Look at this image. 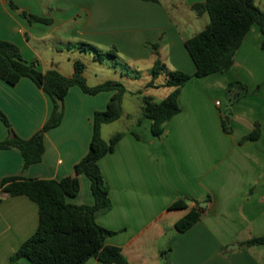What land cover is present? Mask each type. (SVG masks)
Masks as SVG:
<instances>
[{
    "label": "crops",
    "instance_id": "obj_1",
    "mask_svg": "<svg viewBox=\"0 0 264 264\" xmlns=\"http://www.w3.org/2000/svg\"><path fill=\"white\" fill-rule=\"evenodd\" d=\"M11 1L17 10L8 0H0V41L16 45L22 59L37 61L41 72L55 69L67 77L74 74V63L81 57L97 61L92 52L77 48L80 43L103 51L115 47L130 63H155L159 57L169 70L194 75L197 69L185 42L209 23L207 15L200 17L192 10L206 0ZM254 1L264 10V0ZM263 41L254 25L230 73L187 82L179 97L181 112L164 124L160 137L152 134L150 119L139 123L140 117L124 113L115 121L124 118L128 125L108 134L123 136L98 162L111 206L96 221L114 232L106 245L119 247L130 264H264V245H243L264 236ZM153 44H158V54ZM88 72L86 65L87 83ZM158 79L156 84L162 85ZM105 81L98 80L95 86ZM231 82L245 85L246 94L229 108ZM113 94L91 95L77 85L71 87L61 124L45 134L42 161L26 170L18 150L0 149V264H11L12 254L39 224L37 203L25 195L10 196L2 186L4 180H61L72 175L89 152L95 113L107 108ZM217 95L220 99H215ZM0 109L14 132L29 139L50 118L53 102L30 78L15 85L0 79ZM229 111L227 133L223 120ZM113 123L102 126V138ZM256 130V138L244 140ZM7 137L8 129L0 120V142ZM178 200L186 208L172 207ZM66 201L77 206L95 203L87 176L80 175L79 193ZM197 205L205 209L200 221L178 232L176 223ZM18 264L31 262L24 257ZM86 264L104 263L93 257Z\"/></svg>",
    "mask_w": 264,
    "mask_h": 264
},
{
    "label": "trees",
    "instance_id": "obj_2",
    "mask_svg": "<svg viewBox=\"0 0 264 264\" xmlns=\"http://www.w3.org/2000/svg\"><path fill=\"white\" fill-rule=\"evenodd\" d=\"M159 2V0H143ZM10 7L17 6L8 0ZM197 16L207 15L209 23L201 32L185 42L196 72L190 75L180 70H169L158 57L150 70L152 80L147 87H171L173 91L161 102L150 96L142 97V115L152 121V134L160 137L164 133V124L181 112L179 97L182 88L193 77L203 78L212 74H228L232 71L236 55L250 29L257 25L264 35V10L254 0H206L192 6ZM25 16V14L22 13ZM31 20L47 22V20L29 17ZM158 54V44L151 45ZM77 48L92 52L99 62L115 61L118 51L114 47L103 51L87 43H80ZM264 49V41L262 43ZM75 72L67 77L58 70L41 72L37 61L26 62L22 59L19 48L13 43L0 41V79L11 85L23 78H30L46 92L52 102L53 111L44 127L29 139L19 137L13 130L7 116L0 109V120L8 129V137L0 142V149H16L24 159L23 169L40 163L45 152V134L59 126L64 117L65 97L73 86H79L85 93L96 95L111 91L112 95L107 108L94 115V133L88 154L75 165L74 173L61 180L20 179L4 180L2 186L10 196L25 195L37 203L39 207V224L36 232L15 251L11 264H18L21 258H28L31 264H86L90 258H97L104 264H130L119 247L106 245V239L114 232L96 221L100 213L106 212L110 206L109 188L102 175L99 160L113 152L116 143L123 136L117 133L110 141L102 138L101 128L104 124L118 121L124 115L122 99L127 89L122 82L108 80L90 87L84 76L85 63L80 60L74 63ZM165 74V84L157 85L156 80ZM236 88L243 92H235ZM245 85L240 82L228 84L229 106L245 96ZM139 94H142L140 91ZM228 115H231L229 111ZM258 125V124H257ZM225 132H231L229 123L224 119ZM257 130L246 136L244 140L256 138ZM80 175L87 176L92 184L95 199L93 205L77 206L66 201L67 196H75L80 191ZM174 208H186L183 200L172 205ZM205 209L197 205L185 217L176 223L178 232H185L201 219ZM246 247L264 245V236L254 237L243 243ZM171 264V263H167Z\"/></svg>",
    "mask_w": 264,
    "mask_h": 264
},
{
    "label": "rangeland",
    "instance_id": "obj_3",
    "mask_svg": "<svg viewBox=\"0 0 264 264\" xmlns=\"http://www.w3.org/2000/svg\"><path fill=\"white\" fill-rule=\"evenodd\" d=\"M119 56L120 55H118L115 61L107 60L104 63L99 61L90 62L85 56L83 58L81 57L80 60L89 66L87 75L88 85L95 86L98 80H116L122 82L127 89L122 99L123 112L139 118L142 115L141 106L143 96H151L155 101L161 102L173 91V88L167 86L160 88L147 87L148 83L152 80L150 70L153 68L154 63H130ZM166 80L167 76L164 74L159 77L157 82L165 84ZM140 91L142 94H139ZM216 98L220 99V96L217 95V97L215 96V99ZM226 105L231 108L228 98L226 99ZM229 117L227 113L224 119L228 122ZM127 125L128 122L124 120V118L122 122H115L109 125L108 128L104 130V140L107 139L106 141L109 142L111 137H108V134L112 135L114 132L122 131Z\"/></svg>",
    "mask_w": 264,
    "mask_h": 264
},
{
    "label": "water",
    "instance_id": "obj_4",
    "mask_svg": "<svg viewBox=\"0 0 264 264\" xmlns=\"http://www.w3.org/2000/svg\"><path fill=\"white\" fill-rule=\"evenodd\" d=\"M202 206L205 207L206 206V203H204Z\"/></svg>",
    "mask_w": 264,
    "mask_h": 264
},
{
    "label": "built area",
    "instance_id": "obj_5",
    "mask_svg": "<svg viewBox=\"0 0 264 264\" xmlns=\"http://www.w3.org/2000/svg\"><path fill=\"white\" fill-rule=\"evenodd\" d=\"M217 104H219V102H217Z\"/></svg>",
    "mask_w": 264,
    "mask_h": 264
}]
</instances>
